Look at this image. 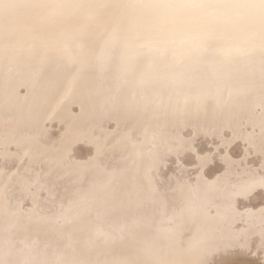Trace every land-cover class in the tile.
I'll return each mask as SVG.
<instances>
[{
	"label": "bare ground",
	"instance_id": "bare-ground-1",
	"mask_svg": "<svg viewBox=\"0 0 264 264\" xmlns=\"http://www.w3.org/2000/svg\"><path fill=\"white\" fill-rule=\"evenodd\" d=\"M260 0H3L0 264H264Z\"/></svg>",
	"mask_w": 264,
	"mask_h": 264
},
{
	"label": "snow or ice",
	"instance_id": "snow-or-ice-1",
	"mask_svg": "<svg viewBox=\"0 0 264 264\" xmlns=\"http://www.w3.org/2000/svg\"><path fill=\"white\" fill-rule=\"evenodd\" d=\"M8 5L3 3V0H0V8L7 7ZM259 7L262 11H264V0H260Z\"/></svg>",
	"mask_w": 264,
	"mask_h": 264
}]
</instances>
